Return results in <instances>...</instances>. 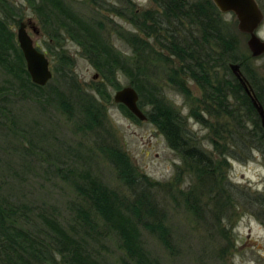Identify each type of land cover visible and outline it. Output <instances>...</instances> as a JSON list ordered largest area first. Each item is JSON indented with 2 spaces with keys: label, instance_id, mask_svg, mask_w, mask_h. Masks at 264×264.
Wrapping results in <instances>:
<instances>
[{
  "label": "trees",
  "instance_id": "obj_1",
  "mask_svg": "<svg viewBox=\"0 0 264 264\" xmlns=\"http://www.w3.org/2000/svg\"><path fill=\"white\" fill-rule=\"evenodd\" d=\"M26 1L40 19L42 34L47 37L46 52L52 57L59 81L52 77L45 87L31 83L11 27L20 23L15 21L16 10L7 0H0V68L8 77L5 87H0V112L9 118L11 103L5 100L8 96L39 104L42 99L47 103L51 100L69 120L75 118L80 133L94 137L93 145L112 166L120 186L111 188L100 177L88 171L75 173L70 167L68 181L78 204L72 212L73 220L67 223L44 214L32 220L23 207L0 195V264H113L99 251L108 239L117 240L130 264H159L146 249L142 235L148 233L172 252L166 214L157 200L160 185L139 174L116 146L106 109L78 83L74 60L64 42L69 39L75 43L114 90L121 88L119 75L127 79L138 94V106L147 122L164 136L180 160L175 175L187 181L181 194L188 205L186 209L191 211L199 209L195 203L201 193L209 196L208 204L221 197L222 212L234 208L239 200L222 175L227 160H241L254 151L264 160V130L229 69L230 64L240 66L264 108V85L251 67L252 57L239 52L240 34L210 0H153L157 8L154 12L134 10L132 1L127 0L123 9H114L102 0H81L122 19L129 14L127 19L134 33L108 27L112 26L108 18L97 20L76 11L72 0ZM111 33L126 45L129 56L113 47ZM169 58L175 61L173 68L164 73L165 81L193 104L185 117L163 96L150 68L155 63L160 68L159 63ZM188 81L200 90L199 98L192 99ZM104 89L103 84L94 88L100 98L109 102L110 95ZM117 108L138 122L123 105ZM212 116L223 118V124H210ZM188 118L208 131L212 151L188 127ZM252 200L264 209V198Z\"/></svg>",
  "mask_w": 264,
  "mask_h": 264
},
{
  "label": "rangeland",
  "instance_id": "obj_2",
  "mask_svg": "<svg viewBox=\"0 0 264 264\" xmlns=\"http://www.w3.org/2000/svg\"><path fill=\"white\" fill-rule=\"evenodd\" d=\"M7 1L16 10L15 21H31L38 29V35L29 28L27 33L34 45L45 53L50 62L52 77L58 82L59 77L53 71L52 57L46 52L47 37L42 34L38 15L26 0ZM127 1H132L134 10H157L153 0ZM256 1L264 14V0ZM102 2L111 4L114 9L126 7V0ZM72 3L76 11L87 16L97 20L110 19L112 26L108 27L136 32L128 20L129 14L126 19H122L113 13L107 14L104 10L93 8L91 3L84 4L81 0H72ZM223 16L225 21L236 28L233 16ZM20 23L11 25L15 36ZM258 34L264 40V22ZM110 39L117 51L124 56L130 55L117 35L111 33ZM246 41L247 36L240 34L239 52L251 57ZM64 48L74 60L73 71L78 83L91 95H95L106 109L105 114L116 146L126 154L139 174L160 185L157 200L166 214L165 224L170 230L172 252L167 251L155 237L144 232V245L152 257L159 264H264V209L256 201H251L257 197L264 198V160L261 154L254 151L244 159L227 160L228 165L222 170V175L235 191L233 196L239 200V203L235 202L234 208L222 212L221 197L208 204L209 196L203 197L201 193L199 201L195 203L199 209H186L188 205L181 192L185 191L187 181L182 175L176 178L180 160L167 146L164 136L147 121L136 122L124 116L113 102L116 90L103 81L81 55L80 48L69 39L65 40ZM174 61L169 58L165 63H159L160 68L156 63L154 66L150 64V68L163 96L185 117L189 113V105L193 104L165 81L167 78L164 73L173 68ZM250 64L264 85V55L252 58ZM7 80L8 77L0 68V87H5ZM118 83L120 89L130 87L122 75H119ZM99 84H103L106 94L110 95L109 102L100 98L94 90ZM188 87L192 99L200 97V90L192 81H188ZM5 100L9 101L6 104H11L8 119L6 113L0 112V195L23 207L30 219L35 220L38 215L44 214L66 223L73 220L72 212H75L78 199L68 181L71 177L70 172H67L70 167L75 173L88 171L100 177L111 188L120 186L112 166L93 145L94 137L89 133H80L75 118L69 120L54 102L49 100L50 103H47L42 99L39 104L31 100L18 101L11 96ZM208 121L215 126L223 124L220 116H212ZM187 124L201 138L204 147L212 151L207 138L208 131L190 118ZM244 192L246 195H242ZM102 245L99 251L107 262L130 264L116 239H108Z\"/></svg>",
  "mask_w": 264,
  "mask_h": 264
},
{
  "label": "water",
  "instance_id": "obj_3",
  "mask_svg": "<svg viewBox=\"0 0 264 264\" xmlns=\"http://www.w3.org/2000/svg\"><path fill=\"white\" fill-rule=\"evenodd\" d=\"M221 15H231L236 21V30L247 36L246 46L252 58L264 55V40L258 34L264 22V14L256 0H210ZM29 28L35 35L38 29L31 21L21 22L16 32V41L25 61L26 70L31 83L38 87H45L52 79L50 62L45 53L39 50L27 33ZM229 69L237 79L250 100L259 117L264 130V108L256 97L251 85L244 77L238 64H230ZM138 94L132 87H124L113 95L116 105H123L138 121L145 122L147 118L138 106Z\"/></svg>",
  "mask_w": 264,
  "mask_h": 264
}]
</instances>
